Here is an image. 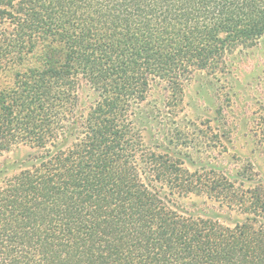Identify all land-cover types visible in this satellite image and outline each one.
I'll use <instances>...</instances> for the list:
<instances>
[{"label":"trees","instance_id":"obj_1","mask_svg":"<svg viewBox=\"0 0 264 264\" xmlns=\"http://www.w3.org/2000/svg\"><path fill=\"white\" fill-rule=\"evenodd\" d=\"M258 43L264 0H0V73L39 62L0 86V155L29 148L0 169V264H264V181L191 170L176 119L184 81Z\"/></svg>","mask_w":264,"mask_h":264},{"label":"rangeland","instance_id":"obj_2","mask_svg":"<svg viewBox=\"0 0 264 264\" xmlns=\"http://www.w3.org/2000/svg\"><path fill=\"white\" fill-rule=\"evenodd\" d=\"M227 60L228 70L223 73L196 71L184 81L183 109L176 119L185 126L182 131L188 141L183 149L192 154L190 160L186 158L191 170L211 167L252 187L264 181V44L237 48ZM28 63L38 65L36 53L19 66L2 69L0 86L11 87L13 73ZM83 92L84 97L91 96L87 89ZM163 93L162 86H155L147 97L148 107L160 106ZM144 126L140 127L143 145L160 152L159 122L154 120V131H149L151 123L147 129ZM28 152L22 143L12 145L0 155V169L15 172ZM185 202L200 214H217L229 223L235 219V213L205 196L192 195Z\"/></svg>","mask_w":264,"mask_h":264}]
</instances>
